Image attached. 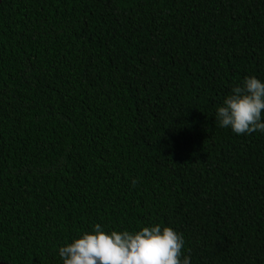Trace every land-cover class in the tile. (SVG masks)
Segmentation results:
<instances>
[{
	"label": "trees",
	"instance_id": "trees-1",
	"mask_svg": "<svg viewBox=\"0 0 264 264\" xmlns=\"http://www.w3.org/2000/svg\"><path fill=\"white\" fill-rule=\"evenodd\" d=\"M253 75L264 0H3L0 262L160 223L191 264H264V133L216 120Z\"/></svg>",
	"mask_w": 264,
	"mask_h": 264
},
{
	"label": "clouds",
	"instance_id": "clouds-1",
	"mask_svg": "<svg viewBox=\"0 0 264 264\" xmlns=\"http://www.w3.org/2000/svg\"><path fill=\"white\" fill-rule=\"evenodd\" d=\"M264 80L246 76L216 108L220 127L235 134L264 133ZM136 181H133L135 183ZM185 239L171 226L155 223L138 230H106L95 224L58 247L62 264H191Z\"/></svg>",
	"mask_w": 264,
	"mask_h": 264
},
{
	"label": "water",
	"instance_id": "water-1",
	"mask_svg": "<svg viewBox=\"0 0 264 264\" xmlns=\"http://www.w3.org/2000/svg\"><path fill=\"white\" fill-rule=\"evenodd\" d=\"M2 1H3V0H0V4L2 3ZM0 264H5V263H1V262H0Z\"/></svg>",
	"mask_w": 264,
	"mask_h": 264
}]
</instances>
